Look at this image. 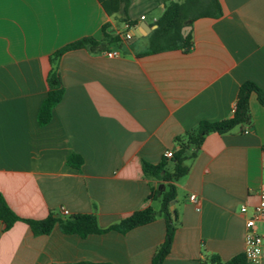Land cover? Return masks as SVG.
Masks as SVG:
<instances>
[{"label":"crops","instance_id":"obj_1","mask_svg":"<svg viewBox=\"0 0 264 264\" xmlns=\"http://www.w3.org/2000/svg\"><path fill=\"white\" fill-rule=\"evenodd\" d=\"M219 1L222 17L188 26L189 53L142 55L164 12L161 0H131L129 22L108 15L99 0H0V195L20 219L8 231L0 221V264H152L165 240L162 218L85 239L58 226L35 236L24 221L95 214L106 229L149 206L159 211L161 198H148L151 185L160 193L164 185L145 177L142 162L159 164L202 121L230 119L245 82L264 91V0ZM105 26L132 40L65 53L58 62L65 93L41 127L51 56L84 38L101 41ZM249 108V125L209 134L186 161L190 171L176 183L171 207L179 226L164 264L243 255L250 213L241 207L251 209L264 187V107L255 94ZM72 154L83 159L79 169L68 164Z\"/></svg>","mask_w":264,"mask_h":264},{"label":"trees","instance_id":"obj_2","mask_svg":"<svg viewBox=\"0 0 264 264\" xmlns=\"http://www.w3.org/2000/svg\"><path fill=\"white\" fill-rule=\"evenodd\" d=\"M108 15L122 14L124 20L128 21V8L131 0H99ZM164 4V12L156 21V28L148 37V48L142 55H153L157 53L180 50L189 53L193 48L191 33L183 35V29L202 18L218 19L223 16V9L219 0H161ZM121 38L118 35L108 32V26L103 28V39L97 41L93 38H84L55 52L50 59L52 69L49 72L47 83L48 94L43 100L39 110L37 121L41 127L48 125L53 118V110L61 102L65 90L58 71V62L67 52L73 50H87L91 53L100 52L110 46H121ZM255 94L259 103L264 107V91L254 82H245L241 85L235 105V111L230 119L210 122L202 121L198 126L183 136L177 137L175 143L178 150L171 159H163L159 164L153 165L146 161L142 162L143 173L146 178L156 180L164 185V191L159 192L151 185L149 200L155 201L161 198L159 211L149 206L146 209L136 211L126 219L106 229H101L95 214L74 215L70 218L57 216L50 213L44 220L24 222L31 228L35 236H47L58 226L66 235H76L82 239L90 235H103L110 232H117L122 235L128 232L149 225L162 218L166 224V234L153 257L152 264H164L170 254L175 233L179 226V215L172 210V203L177 199L176 183L188 175L190 167L186 165L187 160H194L202 144L209 134L216 133L225 135L236 128L250 124L251 113L249 108L250 97ZM71 167L79 169L83 159L72 154L68 159ZM170 164L172 168H170ZM0 221L3 222L5 231L10 230L20 219L11 211L3 197L0 195ZM212 264H246L244 255L237 256L228 262H221L218 257H213ZM74 264H100L90 262H79Z\"/></svg>","mask_w":264,"mask_h":264},{"label":"built area","instance_id":"obj_3","mask_svg":"<svg viewBox=\"0 0 264 264\" xmlns=\"http://www.w3.org/2000/svg\"><path fill=\"white\" fill-rule=\"evenodd\" d=\"M142 20L145 17L141 18ZM123 42H129L132 40V35L127 31L123 34H117ZM109 58H117L119 54L117 52L108 53ZM245 133H248L247 130ZM174 156V152L166 151L164 157L171 159ZM189 200L193 204H197L199 199L195 194L189 196ZM242 214L250 215L245 222V238H244V252L246 264H264V187L258 193V202L250 209L248 206L241 207ZM61 214L68 216L69 212L65 209H61Z\"/></svg>","mask_w":264,"mask_h":264},{"label":"water","instance_id":"obj_4","mask_svg":"<svg viewBox=\"0 0 264 264\" xmlns=\"http://www.w3.org/2000/svg\"><path fill=\"white\" fill-rule=\"evenodd\" d=\"M189 30H190V27H186V28H184L183 31H182V32H183V35H184V36H187ZM172 205H173V203H172Z\"/></svg>","mask_w":264,"mask_h":264},{"label":"rangeland","instance_id":"obj_5","mask_svg":"<svg viewBox=\"0 0 264 264\" xmlns=\"http://www.w3.org/2000/svg\"><path fill=\"white\" fill-rule=\"evenodd\" d=\"M148 48V44L147 43H144L143 45H142V48ZM170 168H172V165L170 164ZM158 203H159V205L161 204V201H158ZM160 207V206H159Z\"/></svg>","mask_w":264,"mask_h":264}]
</instances>
